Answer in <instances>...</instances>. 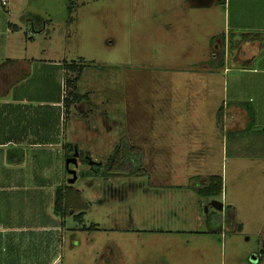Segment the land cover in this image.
Returning <instances> with one entry per match:
<instances>
[{"label": "rangeland", "instance_id": "1", "mask_svg": "<svg viewBox=\"0 0 264 264\" xmlns=\"http://www.w3.org/2000/svg\"><path fill=\"white\" fill-rule=\"evenodd\" d=\"M15 2L17 17L11 23L19 21L22 29L29 28V34L30 22L36 18L25 12L22 6H26L46 24L44 34L34 43L38 58L35 71L43 70L44 75L33 76V82L45 81V64L57 59L82 65L80 89H91L90 98L82 103V108L88 104L91 109L85 142L99 143L100 147L108 140L102 138L104 132L99 128L113 126L115 143L124 135L141 147L159 127L170 125L175 131L179 123L191 130L197 141L189 150L197 157L189 164H181L187 159L178 158V162L170 159L172 166H164L153 153V171L142 165L138 175L131 174L127 163L121 162L116 174H111L107 158H97L99 147L94 156L86 144L79 142L77 149L76 142L68 143L69 154L75 148L79 156L76 164L68 167L69 156L64 158V172L69 179L72 174L68 170L75 171L77 179L71 184L83 189V198L90 203L84 209V224L100 226L99 230L85 229L74 235L79 264L83 259V264H264V107L255 113L251 125L235 117L227 128L212 109L240 103L253 109L244 88L249 75L237 73L240 67L233 61H227L226 70L220 65L216 70L201 68L203 63H213V36L236 35L237 0H225V5L218 0H197L203 3L197 8L186 0H174L178 16L188 8L199 16L185 29L181 22L176 25L163 14L164 9L175 7L174 3H163L167 0H11L10 4ZM44 45L48 48L41 52ZM233 50L230 46L229 51ZM182 61L188 62L183 65L190 69H178L176 65ZM62 68L63 81L79 77L76 71L67 72L65 63ZM240 86L244 88L241 92ZM255 88L264 89V83ZM69 90L65 86V96ZM167 96L169 102L162 103ZM260 103L264 106V97ZM162 105L164 114L158 115ZM200 105L201 117L196 116ZM73 111L80 113L75 108ZM191 115L194 121H189ZM93 122L96 131L87 128ZM97 135L100 137L94 138ZM118 146L124 150L125 143ZM143 152L146 159L151 154L147 149ZM86 157L98 164L90 167ZM92 167L98 177L91 185L86 179L87 185H83L80 174ZM168 169L179 178L163 181L159 174H167ZM211 174L222 177L221 191L212 197L198 192ZM212 199L223 203L222 213L211 205ZM227 205L230 210L225 212ZM2 247L4 256L12 254L6 245ZM61 260L73 264V257L67 254H62ZM43 263L41 257L34 261Z\"/></svg>", "mask_w": 264, "mask_h": 264}, {"label": "crops", "instance_id": "2", "mask_svg": "<svg viewBox=\"0 0 264 264\" xmlns=\"http://www.w3.org/2000/svg\"><path fill=\"white\" fill-rule=\"evenodd\" d=\"M10 1L6 6L0 4V264H34L39 257L45 260L43 264H64L61 260L62 254L72 256L73 264H79L78 242L75 241L74 235L85 229L99 230L100 226L97 223L89 226L84 224V213L90 203L83 198V189L74 187L69 182L65 183L70 175L65 174L63 161L70 150L68 143L76 142L77 149L79 142L86 144V150L92 151L94 156L96 146L99 147V143L89 144L84 139L87 136L86 121L91 120L89 117L91 109L88 104H86L88 110H86V105L82 108V103H86V98H90L91 89L86 86H83L86 90L80 89L81 70L75 86L77 93L83 95V99L81 98L65 111L63 105L65 96H62L61 88L65 73L62 64L66 63L65 59H57L45 64L47 79L38 80L37 82H40L38 85L33 82V76L35 79L38 74L44 75L43 70L39 73L38 70L35 71L38 58L35 50L37 44L34 43L38 36L44 34L46 24H43V19H39L37 13L30 12L28 7L22 6L25 12L29 15L32 13L34 19L36 18L34 22H30L31 31L27 34L29 28L22 29L19 21L10 22L17 17L15 10L18 8L16 2L12 5ZM196 1L186 0L190 7L197 8L203 5ZM163 3L175 4L173 10L171 8L161 10L176 25L181 22L183 29L189 27L190 22L195 23L199 17L189 8L183 9L179 14L181 16H178L174 0H167ZM236 6L237 23L235 27L238 29L236 35L227 34L222 38L213 36V51L211 49L213 63H203L201 68L216 70L220 65L226 70L227 61L235 62L240 67L237 73L249 75L244 88L248 90V100L253 102L252 110L255 116V113L264 107L260 103L264 97V89L255 88L256 84L264 83V76L261 74L264 73V0H237ZM170 13L173 15H169ZM175 15L177 18L174 17ZM170 26L168 24L167 28ZM186 34L189 37L187 32ZM47 36L50 40V47L52 37L49 33ZM230 46H234L233 52L229 51ZM47 48L48 45H44L40 51L43 52ZM184 63L188 64L182 61L176 67L183 70L190 69L183 65ZM66 71L68 72L67 69ZM244 88L240 86L239 92ZM235 98H237L236 95ZM167 102H169L168 96L162 98V103L167 104ZM163 106L159 108L161 110L158 115L164 114ZM202 106L200 105L198 109L200 111L196 116L201 117ZM74 108L80 112L78 115L74 114ZM219 109L221 114L217 117ZM212 111L216 118L225 120L223 122L226 123L227 128L230 120L235 117L244 118L243 124L248 122V114L242 106H219L218 109L213 108ZM192 118L191 115L189 121H194ZM93 124L94 122L92 125H87V128L95 130L96 127ZM178 126L175 131H171L170 125L161 127V130L159 127L157 134L148 135L147 143L141 147L124 135L119 138V143H115L117 142L114 140L116 135L111 134L115 130L113 126L105 129L99 128L100 133L104 132L102 138L108 141L105 144L100 143V151L96 152L97 158H107V163L116 146L125 143L142 150L143 165H146V170H151V172L155 164L153 153L160 157L159 161L164 166L166 164L172 166L174 163L172 161L170 164V159H177L178 162V158L187 159L181 164H189L192 158L197 157L196 154L189 152L190 146L197 142L196 137L191 136L192 131L181 126V123ZM182 130L184 132H179ZM99 137L100 135H97L94 138ZM113 144H115L114 147ZM194 148L196 145L193 146ZM143 149L151 153L147 159ZM155 149L157 152H152ZM170 172L168 169L167 174L159 175L163 181H166L168 177L179 178V174L176 176ZM122 174L127 175L128 173ZM80 175L86 181H83V185H87V180L91 185L94 182L92 179L98 177L97 170L93 167L90 171L81 172ZM189 177L192 178L191 175ZM58 185L72 187L67 190L69 197L66 199L71 203L73 210H76L73 215H64L61 211L58 213L54 210V194ZM187 187L191 188L189 185ZM78 212L83 213L80 222L74 218ZM3 245L12 251L11 255L2 254L5 249ZM83 260H80V264H83Z\"/></svg>", "mask_w": 264, "mask_h": 264}, {"label": "trees", "instance_id": "3", "mask_svg": "<svg viewBox=\"0 0 264 264\" xmlns=\"http://www.w3.org/2000/svg\"><path fill=\"white\" fill-rule=\"evenodd\" d=\"M218 1H225V0H218ZM65 68L70 71V72H77L79 74L82 70V65H78L75 61H72L70 63H65ZM76 78V77H75ZM72 80L69 78L66 80V86L70 87L71 90H69L68 95H66L63 98V105L65 111L70 109L71 105L75 102H78L83 98V95H80L76 91V86H75V81L76 79ZM69 96V97H68ZM240 105L246 110L248 114V126L254 123V113L250 105L246 103H240ZM220 109L218 110V117H220ZM247 126V128H248ZM121 146H116L114 149L113 153L110 155L108 158V162L106 163V166H108L107 170L110 172L116 173L118 170L117 167H119L120 162L121 163H127V165L131 168V173H137V171L141 168L143 165L142 161V155H141V150L135 146H132L130 144H125L124 150L120 148ZM123 150L122 154H119ZM67 156L70 157L71 154L66 153ZM122 158L124 160L117 161V159ZM128 173V172H126ZM206 182V185L202 189H198V192L200 194H203L205 196H215L218 195L221 191L222 187V177L218 175L211 174L208 177L204 179ZM72 189L71 186H62L58 185L55 188V199H54V210L56 212L64 213V215H73L76 213V210H73V207L71 206V203L67 201V190ZM230 205H227L225 207V212L227 210H230ZM82 212H78L76 215H74V218H76L77 221H81L82 219ZM226 218H227V213H225ZM225 218V219H226ZM239 229V227H237Z\"/></svg>", "mask_w": 264, "mask_h": 264}, {"label": "water", "instance_id": "4", "mask_svg": "<svg viewBox=\"0 0 264 264\" xmlns=\"http://www.w3.org/2000/svg\"><path fill=\"white\" fill-rule=\"evenodd\" d=\"M77 155H78L77 151H74L73 156L66 158V167H68L70 163L76 164ZM86 159L88 160V164H90V165L98 164L95 161L90 160L88 157H86ZM68 172H69V174H72L71 178L68 179V182L73 183L76 179L75 171L72 169H69ZM210 203L216 210H218V211L223 210V203L221 201L216 200V199H212Z\"/></svg>", "mask_w": 264, "mask_h": 264}, {"label": "built area", "instance_id": "5", "mask_svg": "<svg viewBox=\"0 0 264 264\" xmlns=\"http://www.w3.org/2000/svg\"><path fill=\"white\" fill-rule=\"evenodd\" d=\"M7 2L8 0H0V4L3 5V6H6L7 5ZM65 86H66V82L65 81H61V87H62V96L64 97L65 95V92H64V89H65Z\"/></svg>", "mask_w": 264, "mask_h": 264}, {"label": "flooded vegetation", "instance_id": "6", "mask_svg": "<svg viewBox=\"0 0 264 264\" xmlns=\"http://www.w3.org/2000/svg\"><path fill=\"white\" fill-rule=\"evenodd\" d=\"M74 149H75V148H74ZM74 149H73V152L70 153V154H71L70 156H73V153H74V151H75ZM78 156H79V155H78Z\"/></svg>", "mask_w": 264, "mask_h": 264}]
</instances>
